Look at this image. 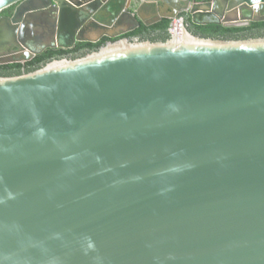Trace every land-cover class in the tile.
Returning a JSON list of instances; mask_svg holds the SVG:
<instances>
[{"label": "water", "instance_id": "water-1", "mask_svg": "<svg viewBox=\"0 0 264 264\" xmlns=\"http://www.w3.org/2000/svg\"><path fill=\"white\" fill-rule=\"evenodd\" d=\"M146 1L0 0L15 7L0 43L54 48L79 13L119 30L88 43L181 11L264 22V0H152L165 14L148 24ZM0 264H264V36L204 38L179 19L165 41L0 76Z\"/></svg>", "mask_w": 264, "mask_h": 264}, {"label": "flooded vegetation", "instance_id": "flooded-vegetation-1", "mask_svg": "<svg viewBox=\"0 0 264 264\" xmlns=\"http://www.w3.org/2000/svg\"><path fill=\"white\" fill-rule=\"evenodd\" d=\"M69 1L71 4L75 5L77 3H84L85 1L87 2L88 0H67ZM95 1V0H92ZM135 2V1H134ZM64 7V6H63ZM12 9L9 10L8 15H2L1 17H12L13 13H14V8L15 7H11ZM65 9H67L66 7H64ZM150 8L148 7L147 4H143L139 9H138V14L141 16V18L145 21V23H152L153 21H155L157 19L158 16L165 14V13H161L160 10L158 9L156 12V15H153L152 11L150 12ZM5 11V10H4ZM130 12L135 11L133 4H131L130 8H129ZM2 13V12H1ZM78 20H74L71 21V25L62 28V30H60L59 32H56L55 34V41L52 43V45H54V48H44V47H38L35 48L34 52H31L30 54H28L27 49H24L21 46H11V45H7L4 43H0V59H5L6 57H8L9 55L12 54H19L22 56V59H24L22 62L20 63H13V64H20L21 67L19 69V73H26V71L28 69H34L31 66H28L30 62H32L36 57L44 55L46 53H48L49 51H54L57 49H63V50H68V49H72L74 48L78 43H88V42H83L80 40H76L78 39H82V40H96L99 35H101L102 33H108L110 35H115L117 31V28L115 29L113 26L107 27L106 31H101L100 25L102 26L103 24L96 21V19L94 18H86V16L82 13H79L78 15ZM179 19H182L185 26L189 27V24L193 25V26H197L192 24L190 17L188 16L187 13L181 11L179 13ZM103 18V17H101ZM100 19V17H99ZM105 19V18H103ZM163 20V19H162ZM212 18H207L204 19V22H209L211 21ZM77 21V22H76ZM103 21H107V20H103ZM80 22V27L77 28L76 30H74L75 24ZM140 22V26L143 25L145 26L141 21ZM159 23V22H158ZM154 25V24H153ZM203 25V24H202ZM205 25V24H204ZM140 26L138 28H136L135 30L131 31V32H126L123 35L120 36H115L114 38H108V37H101L100 39H98L95 43L103 40V39H107V41L104 43H108V42H114L116 40L122 39V38H126L129 40H134V39H139V40H158L160 39V35L156 34V33H147L144 36H129V37H123L128 33H132L135 32L136 30H138L140 28ZM152 26V25H150ZM150 26H145V27H150ZM200 26V25H198ZM117 30V31H116ZM191 30L196 31L194 28ZM169 33V31H168ZM196 35V33L194 34ZM92 43V44H95ZM41 44H51L46 42H43ZM89 53V51L87 49L81 50L80 52L73 54V55H68L69 58H76V57H80L83 56L85 54ZM1 66H4L2 64H0ZM5 65H10V64H5ZM31 67V68H30ZM35 70V69H34ZM33 71V70H32ZM14 71H10L8 73H13ZM31 72V71H30Z\"/></svg>", "mask_w": 264, "mask_h": 264}, {"label": "trees", "instance_id": "trees-1", "mask_svg": "<svg viewBox=\"0 0 264 264\" xmlns=\"http://www.w3.org/2000/svg\"><path fill=\"white\" fill-rule=\"evenodd\" d=\"M12 8L6 9L0 16L8 15L9 10ZM171 25V21L168 19H163L159 23H156L150 27H145L143 25L140 26L138 30L132 33H128L123 37L129 36H144L147 33H156L160 35V39L154 40L151 39L150 41H165L169 37V27ZM191 28L195 29L196 31L191 30ZM188 30L197 36L204 37V38H212V39H246V38H257L264 36V22L262 23H251L248 27H241V28H234V27H224L223 25H216V24H205L200 26H193L189 24ZM107 39H103L95 44L92 43H78L74 48L63 50L57 49L54 51H49L48 53L36 57L32 62L29 63L28 66H31L34 69L41 67L42 65L46 64L47 62L54 60V59H61V58H69L68 55H73L81 50L87 49L89 52H93L98 50ZM20 64H10V65H0V76H14L19 75ZM30 67V68H31ZM34 69H28L26 71L30 72ZM10 71H14L13 73H8Z\"/></svg>", "mask_w": 264, "mask_h": 264}, {"label": "built area", "instance_id": "built-area-1", "mask_svg": "<svg viewBox=\"0 0 264 264\" xmlns=\"http://www.w3.org/2000/svg\"><path fill=\"white\" fill-rule=\"evenodd\" d=\"M171 27L169 29V32H172L174 30H177L178 31V26H179V19H175L171 22Z\"/></svg>", "mask_w": 264, "mask_h": 264}, {"label": "crops", "instance_id": "crops-1", "mask_svg": "<svg viewBox=\"0 0 264 264\" xmlns=\"http://www.w3.org/2000/svg\"><path fill=\"white\" fill-rule=\"evenodd\" d=\"M151 2H152V0H148V1L144 2V3L147 4L148 7L151 9L150 12H151V11L153 12ZM160 12H161V13H165V10L162 9V10H160ZM153 13H154V12H153ZM153 13H152V14H153Z\"/></svg>", "mask_w": 264, "mask_h": 264}]
</instances>
